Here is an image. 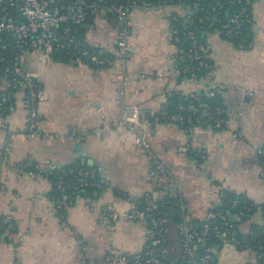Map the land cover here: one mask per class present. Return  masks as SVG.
Masks as SVG:
<instances>
[{"label":"crops","instance_id":"obj_1","mask_svg":"<svg viewBox=\"0 0 264 264\" xmlns=\"http://www.w3.org/2000/svg\"><path fill=\"white\" fill-rule=\"evenodd\" d=\"M171 13L132 10L120 78V61L92 67L39 51L21 56L23 71L45 98L35 107L31 137L20 93L0 115V223L13 228L0 236V264H105L113 251L139 252L146 222L128 215L132 200L145 196L175 197L188 221L208 219L228 194L264 207V158L255 150L264 146V0L252 3L248 48L208 34L207 79L179 70ZM116 36L117 22L103 14L83 31L90 46L111 52ZM208 84L218 90L225 128H184L167 120L163 110L171 96L187 98ZM134 109L140 123L133 130L119 119ZM133 132L148 149L134 141ZM51 166L91 170L103 190L96 198L59 195L44 173ZM110 207L112 216L105 211ZM253 225L264 227L260 209L238 228L246 234ZM162 237L166 258L182 259L177 224L168 221ZM256 257L249 248L225 244L215 250L214 264H254Z\"/></svg>","mask_w":264,"mask_h":264},{"label":"built area","instance_id":"obj_2","mask_svg":"<svg viewBox=\"0 0 264 264\" xmlns=\"http://www.w3.org/2000/svg\"><path fill=\"white\" fill-rule=\"evenodd\" d=\"M254 0H227L228 4L239 5L240 9L225 13L222 18L211 15V11L224 8V4L217 1L210 10L203 9L197 2L184 0H0V48L12 53L7 60L0 56V90L11 88L13 96L22 95L21 102L28 112V134L33 136L35 123L38 120L36 105L44 100V95L35 88L33 79L26 74L21 66V56L28 51H39L50 57L53 53L68 56L70 62L86 64L92 67L110 66L116 61L121 62L119 78L122 77L129 52L128 37L130 34L129 18L132 10L142 8L161 12L172 8L169 17V30L176 43L175 61L177 66L183 64L182 74L185 77L196 79V72L209 67L208 32L194 21L199 15L206 14L209 18L207 26L215 27V31L225 39H234L239 36L248 25H251V6ZM217 6V8H216ZM198 13V16L196 15ZM103 14L117 22V36L114 50L90 46L85 40L74 35L73 28L83 27L84 24L96 15ZM92 16V17H91ZM205 75L200 79H207ZM215 88L206 85L192 97V100L176 106L172 114H165L168 121L184 128L207 127L220 130L227 126L224 106L215 105L204 98H212ZM10 92L0 95V111L7 110L6 103ZM5 105V106H4ZM12 107L10 106L9 109ZM119 121L136 129L139 126V113L133 110L131 116L121 115ZM134 133V141L144 149L149 145L144 137ZM256 152L264 158V146L255 147ZM155 172H162L160 166H155ZM47 176L56 174L54 182L56 192L65 197L73 195H87L86 188H101L102 184L95 180V174L88 169L72 168L61 169L53 166L44 169ZM71 175V177H66ZM132 208L128 217L132 220L143 219L146 222L145 244L141 251L121 253L113 251L103 262L105 264H214L215 247L205 245L210 235L217 236L222 245L230 244L239 248L241 242L236 239L237 232L232 229L229 220L220 211L212 212L208 219L188 221L182 216V203L176 200L177 213L181 217L177 223L180 235V245L183 258L171 261L166 258L163 249L164 225L170 221L165 217L156 199L145 196L132 200ZM231 207L241 206L240 216H249V208L242 205L237 198L230 200ZM139 206V207H138ZM112 209H106L107 215L112 216ZM218 218V222L210 221ZM240 220L239 217L236 218ZM11 226L0 223V236L5 237L12 231ZM201 246L202 253L195 256V248ZM262 256V254H261ZM260 256V257H261ZM260 259V258H259Z\"/></svg>","mask_w":264,"mask_h":264},{"label":"trees","instance_id":"obj_3","mask_svg":"<svg viewBox=\"0 0 264 264\" xmlns=\"http://www.w3.org/2000/svg\"><path fill=\"white\" fill-rule=\"evenodd\" d=\"M152 1H155V0H152ZM184 1H187L190 3L197 2L201 6V8H203V9L205 8L208 10H210L211 7L214 6V4L217 1H220L222 4H224L223 10H221L220 13H219V10L210 12L211 15H215L218 18H222L221 16H223L225 13H229V12H232L236 9H240L239 5L228 4L227 0H184ZM216 8H217V6H216ZM196 15L198 16V13ZM90 19H92V18H90ZM90 19L84 24L83 27L73 28V30L75 32L74 35H76L80 39H83V41H84V38H83L84 27L90 22ZM200 21H201V26H203V28L201 27V29H204L206 32L209 31V33H212L215 31L214 28L218 27L217 25H214L213 27L207 26V24L209 22V18L206 17L205 13H204V15H202V16L199 15L198 18H196V20L194 21V26L199 25ZM221 37L224 40L232 43L236 47L246 49L250 46V43H251L252 34L250 31V25H248L245 28V30H243L242 33L234 39H225L223 36H221ZM11 55H12V53H7V50L0 48V56H4L6 61L11 59ZM70 55H71V52L67 56H63L60 53H53L50 56V58L57 60V61H61V62H70L69 58H68V56H70ZM206 61H208L209 67L207 69H201V70L196 72L197 80H199L200 78H203L205 75H208V72L211 70V60L209 58H207ZM182 66H183V64H180V66H178L180 71L182 69ZM6 89L7 90L1 89L0 95L3 92H5L6 94L8 92H10V95H9L6 103L9 104L11 107H13L15 97L13 96L12 89L11 88H6ZM217 91H218L217 88H215L214 96L212 98H204V100H206L210 103L213 102L215 105L223 106V103L221 102V99H220ZM190 100H192L191 96L187 97V98L186 97L181 98L178 96H171L163 111L166 114H172L176 111L177 105L184 104ZM10 106L6 105L7 110H5V112L0 111V115H2V116L6 115L9 112ZM161 117H163V116H161ZM78 168H80V167H76V168L72 167L73 170H77ZM66 177H71V175H66ZM49 178L54 183L56 180V174L53 173L52 175L49 176ZM95 180L101 184V182L99 181V179L97 177H95ZM54 186H55V184H54ZM102 190H103L102 187L101 188L100 187L99 188H96V187L95 188L94 187L86 188V194H87L86 196L88 198H91V197L96 198ZM232 198H236V197H232V195H230V194L223 197L221 202L213 209L212 212L220 211L224 216H226V219L229 220V222H230L229 224L232 225V229L237 232L236 239L241 242V247L242 248H249L256 253L257 257H256L254 264H264V227H259V226L253 225L250 228V231L246 234L241 233L239 228H238V226L241 222L250 219V217L259 209L263 213V216H264V207H262V208L255 207L252 204L242 202V200L237 197V199H239L241 201L242 205H246L249 208L248 212H246V211L244 212V213H248L249 216H246L245 214L240 216L239 212L241 210V206L235 207V208L231 207L230 200ZM157 202H158V205L160 206V210H161L162 214L165 217H167L168 219H170V221H173L176 224L180 221L181 217L177 213V206L175 205V203H176L175 197L168 195L161 200H157ZM237 217L240 218L239 221L236 220ZM210 221H212L214 223L218 222V218H212ZM205 245L214 246L215 250H217L218 248H220L222 246V243L217 236L210 235L208 237V239L205 241ZM202 249L203 248L201 246H197L195 248V251H194L195 256H199L202 253ZM261 254H262V256H261Z\"/></svg>","mask_w":264,"mask_h":264},{"label":"water","instance_id":"obj_4","mask_svg":"<svg viewBox=\"0 0 264 264\" xmlns=\"http://www.w3.org/2000/svg\"><path fill=\"white\" fill-rule=\"evenodd\" d=\"M132 110H130V114H131Z\"/></svg>","mask_w":264,"mask_h":264}]
</instances>
